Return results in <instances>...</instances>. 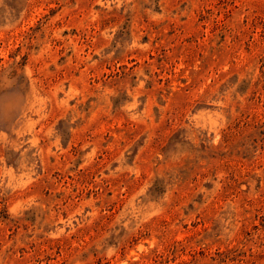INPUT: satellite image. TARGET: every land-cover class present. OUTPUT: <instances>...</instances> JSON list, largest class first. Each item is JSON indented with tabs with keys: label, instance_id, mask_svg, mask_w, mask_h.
<instances>
[{
	"label": "rangeland",
	"instance_id": "obj_1",
	"mask_svg": "<svg viewBox=\"0 0 264 264\" xmlns=\"http://www.w3.org/2000/svg\"><path fill=\"white\" fill-rule=\"evenodd\" d=\"M0 264H264V0H0Z\"/></svg>",
	"mask_w": 264,
	"mask_h": 264
}]
</instances>
